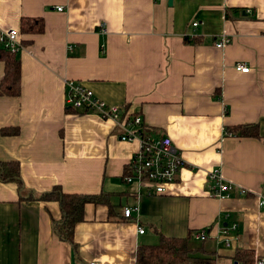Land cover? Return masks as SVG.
Segmentation results:
<instances>
[{"label":"crops","instance_id":"0c3cea01","mask_svg":"<svg viewBox=\"0 0 264 264\" xmlns=\"http://www.w3.org/2000/svg\"><path fill=\"white\" fill-rule=\"evenodd\" d=\"M9 28L23 45L20 92L0 95V162L18 163L23 188L0 181V264H136L161 238H187L214 264L264 256V0H0V34ZM67 80L140 116L146 136L170 137L186 166L164 193L124 180L138 141L66 105ZM243 125L256 135L225 131ZM215 167L246 193L211 197ZM54 187L109 198L85 205L72 244L54 229L59 203L37 198Z\"/></svg>","mask_w":264,"mask_h":264},{"label":"built area","instance_id":"2783aa9c","mask_svg":"<svg viewBox=\"0 0 264 264\" xmlns=\"http://www.w3.org/2000/svg\"><path fill=\"white\" fill-rule=\"evenodd\" d=\"M56 9L62 11V6H56ZM192 25L196 27L198 22H193ZM228 41L229 39L222 34L220 37L215 38L214 44L216 47L222 48ZM0 44L13 54L17 53L23 46L16 28H9L3 31L0 34ZM234 67L240 72L248 71V67L242 62H236ZM66 87L65 101L68 106L75 110L95 113L102 119L112 120L122 130L120 134L121 140L138 141V150L132 155L127 164L130 174L124 175V180L126 182L136 181L139 185L149 190L148 194H151V191L155 194L164 193L167 184L174 182L180 169L186 166V160L173 145L170 137L151 138L146 136L141 127L142 119L140 116H135L132 119L125 118L119 106L107 104L98 98L91 89L80 82L67 80ZM130 125H137L138 129L132 130L129 128ZM208 178L211 181L208 189V194L211 197L219 199L227 198L233 190L237 194L246 193L244 188L235 186L225 180L220 172V168L215 167L211 169L208 172ZM259 204H264V198L259 200ZM122 213L125 217H130L132 208L124 207ZM234 226L235 224L231 225L232 228ZM143 231L141 227L138 228L139 233H143ZM222 235H226L225 229H223ZM206 238L207 230L205 228L196 233V239L202 241ZM225 244H227V240ZM88 264L101 263L91 261ZM251 264H264V256L253 258Z\"/></svg>","mask_w":264,"mask_h":264},{"label":"trees","instance_id":"16d2710c","mask_svg":"<svg viewBox=\"0 0 264 264\" xmlns=\"http://www.w3.org/2000/svg\"><path fill=\"white\" fill-rule=\"evenodd\" d=\"M38 21V20H35ZM28 19L23 18L21 26L24 27ZM0 56L4 59L5 72L0 79V95L8 94L17 96L20 92V66L15 54L1 47ZM141 131V130H140ZM227 133H237L241 136H255L254 125L232 126L225 128ZM16 132L3 129L2 134ZM19 165L16 162H0V181H14L18 190H22L23 184L19 178ZM130 174L127 165L124 168V175ZM32 197V195L28 196ZM39 200H54L59 203L61 218L54 222V229L58 236L69 243H73L74 227L76 223L84 218V207L88 203L108 204V196L66 193L59 187H54L50 192H45L37 196ZM188 245L187 238H161L157 245L140 246L136 254V264H214L211 255L197 254ZM248 254V251L243 252ZM235 259L240 260L241 264H251V260L246 257L235 255Z\"/></svg>","mask_w":264,"mask_h":264},{"label":"water","instance_id":"95a60500","mask_svg":"<svg viewBox=\"0 0 264 264\" xmlns=\"http://www.w3.org/2000/svg\"><path fill=\"white\" fill-rule=\"evenodd\" d=\"M172 1H173V0H168V3H169V4H172Z\"/></svg>","mask_w":264,"mask_h":264},{"label":"rangeland","instance_id":"374dc122","mask_svg":"<svg viewBox=\"0 0 264 264\" xmlns=\"http://www.w3.org/2000/svg\"><path fill=\"white\" fill-rule=\"evenodd\" d=\"M67 105V104H66Z\"/></svg>","mask_w":264,"mask_h":264}]
</instances>
